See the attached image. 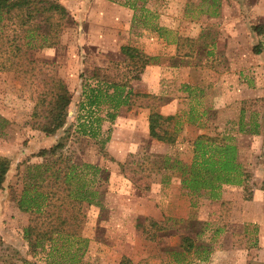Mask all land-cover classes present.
<instances>
[{
  "label": "rangeland",
  "instance_id": "374dc122",
  "mask_svg": "<svg viewBox=\"0 0 264 264\" xmlns=\"http://www.w3.org/2000/svg\"><path fill=\"white\" fill-rule=\"evenodd\" d=\"M57 1L73 20L57 45L26 50L19 72L0 71V156L9 160L0 189V264L259 263L253 235L246 236L253 227L238 220L264 213V197L254 198L264 178V0H144L135 9L129 0ZM121 45L153 57L128 87L155 97L149 102L176 131L173 144L148 136V108L136 105L119 107L111 121L101 107L96 135L77 132L84 75L125 61ZM44 76L60 78L72 93L51 135L29 121ZM254 122L257 133L238 130ZM215 134L230 137L242 180L220 185L215 197L189 192L170 162L189 164L196 136ZM56 143L75 164L97 167L80 171L99 204H81L79 224L53 221L51 239L40 240L42 214L18 210L9 187L18 193L25 165L45 161ZM143 155H149L144 162ZM156 156L167 157L166 167L152 172ZM257 200L261 207L250 202ZM148 219L163 226L152 240ZM184 236L193 241L189 252L181 248Z\"/></svg>",
  "mask_w": 264,
  "mask_h": 264
},
{
  "label": "trees",
  "instance_id": "16d2710c",
  "mask_svg": "<svg viewBox=\"0 0 264 264\" xmlns=\"http://www.w3.org/2000/svg\"><path fill=\"white\" fill-rule=\"evenodd\" d=\"M136 1L129 0L128 7L135 9ZM140 10L146 11L143 8ZM66 8L57 0H0V71L19 72L23 66V56L26 50L54 47L64 27L72 22ZM259 26L253 30L260 33ZM180 40V37H178ZM185 40V38H181ZM256 47L255 52H259ZM120 51L126 56L125 61L112 62L109 67H93L89 75H84L81 83L80 101L76 116V130L81 135L94 137L98 131L100 120L96 112L105 110L104 117L108 121L114 119L119 107L139 106L148 108L147 134L150 138L166 144H173L176 131L167 129L166 117L157 111L149 102L153 95L133 92L128 87L130 80L138 79L142 69L150 64L152 56L145 54L135 47L121 45ZM189 54V53H185ZM112 73H109V71ZM72 93L66 84L58 77L44 76L40 91L37 95L30 114V126L45 135L53 134L61 127L70 104ZM143 100V101H141ZM146 100V101H145ZM245 100L240 103L243 104ZM244 108L239 109V120L243 117ZM82 116V117H81ZM81 120V121H79ZM239 131L257 133V124ZM225 135H198L193 141L194 155L189 164L172 160L169 167L180 169V184L189 192L199 189L209 190L210 197H215L213 190L222 184L237 185L241 182V169L236 161L235 146L227 142ZM62 145L56 143L47 150V158L43 162L25 165L20 178V189L14 194L13 187H9L10 198L17 209L22 212L41 213L43 216L42 229L38 234L40 240L51 239L53 221L64 224H79L81 204L98 205L95 199L96 189L88 184L81 169H91L94 173L97 167L70 161L69 156L61 153ZM149 155H143L142 161ZM148 167L152 172L165 168L166 156H156ZM164 163H161V161ZM9 160L0 156V189L4 175L8 169ZM79 172H76V170ZM259 189L264 191V178ZM142 227L141 223H136ZM149 240L154 238L159 226L156 220L148 219ZM182 251L189 252L193 248L190 237H182ZM20 264H33L22 260Z\"/></svg>",
  "mask_w": 264,
  "mask_h": 264
},
{
  "label": "crops",
  "instance_id": "0c3cea01",
  "mask_svg": "<svg viewBox=\"0 0 264 264\" xmlns=\"http://www.w3.org/2000/svg\"><path fill=\"white\" fill-rule=\"evenodd\" d=\"M259 191L263 192L262 190H255L254 192V198L255 197H258V198H261L262 199V196L264 197V195H260ZM257 195V196H256ZM251 203L253 204H256L255 202H258V204H260V207H261V204H263V201L261 200H257V201H250ZM242 218H240L238 220V222H245V223H250L251 225V228L253 227V232L255 233H247L246 236L247 238H251L252 235H253V250L252 252H254L255 254L258 253V255L256 257H254L255 260H258L259 263L257 264H264V213H261V215H250L248 216L247 214L243 217V215L241 214ZM244 224V223H242ZM244 228V227H243ZM249 236V237H248ZM252 249V248H251ZM239 256L242 257V259L244 258V260H247L246 258H248L246 256V251L244 252L243 250H239ZM253 253V254H254ZM241 259V260H242ZM252 261L250 260H247L246 261V264L247 263H250Z\"/></svg>",
  "mask_w": 264,
  "mask_h": 264
}]
</instances>
